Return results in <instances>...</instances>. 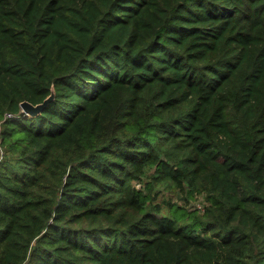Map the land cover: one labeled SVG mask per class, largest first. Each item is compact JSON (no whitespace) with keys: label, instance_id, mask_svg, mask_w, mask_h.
<instances>
[{"label":"trees","instance_id":"1","mask_svg":"<svg viewBox=\"0 0 264 264\" xmlns=\"http://www.w3.org/2000/svg\"><path fill=\"white\" fill-rule=\"evenodd\" d=\"M0 264H264V0H0Z\"/></svg>","mask_w":264,"mask_h":264},{"label":"rangeland","instance_id":"2","mask_svg":"<svg viewBox=\"0 0 264 264\" xmlns=\"http://www.w3.org/2000/svg\"><path fill=\"white\" fill-rule=\"evenodd\" d=\"M28 114V113H26ZM138 185V184H137ZM160 192L157 196V202H159L160 206L163 207V209L166 208L165 201L168 199H172L173 201L180 202L178 194L176 193V190L171 187H167L165 185H161L158 187ZM205 204V197L201 193H196L195 197L190 201V203L187 205L188 207H198L200 209L203 208Z\"/></svg>","mask_w":264,"mask_h":264},{"label":"water","instance_id":"3","mask_svg":"<svg viewBox=\"0 0 264 264\" xmlns=\"http://www.w3.org/2000/svg\"><path fill=\"white\" fill-rule=\"evenodd\" d=\"M54 97V90L51 89V93L48 94L43 101L33 104L27 100H23L20 102L21 109L28 113L29 115H35L40 113L41 110L50 102V100Z\"/></svg>","mask_w":264,"mask_h":264},{"label":"built area","instance_id":"4","mask_svg":"<svg viewBox=\"0 0 264 264\" xmlns=\"http://www.w3.org/2000/svg\"><path fill=\"white\" fill-rule=\"evenodd\" d=\"M10 115H11V114H9V113L7 114V116H10Z\"/></svg>","mask_w":264,"mask_h":264}]
</instances>
